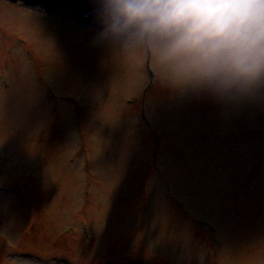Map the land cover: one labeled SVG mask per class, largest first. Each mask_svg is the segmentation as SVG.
Instances as JSON below:
<instances>
[{
    "label": "rangeland",
    "instance_id": "374dc122",
    "mask_svg": "<svg viewBox=\"0 0 264 264\" xmlns=\"http://www.w3.org/2000/svg\"><path fill=\"white\" fill-rule=\"evenodd\" d=\"M99 31L0 1V264H264V95L170 90Z\"/></svg>",
    "mask_w": 264,
    "mask_h": 264
},
{
    "label": "clouds",
    "instance_id": "9594fccd",
    "mask_svg": "<svg viewBox=\"0 0 264 264\" xmlns=\"http://www.w3.org/2000/svg\"><path fill=\"white\" fill-rule=\"evenodd\" d=\"M95 15L97 42L147 55L170 90L264 95V0H97Z\"/></svg>",
    "mask_w": 264,
    "mask_h": 264
},
{
    "label": "water",
    "instance_id": "95a60500",
    "mask_svg": "<svg viewBox=\"0 0 264 264\" xmlns=\"http://www.w3.org/2000/svg\"><path fill=\"white\" fill-rule=\"evenodd\" d=\"M16 1V0H12ZM53 9L63 11L71 15H80L89 11H95L97 0H38Z\"/></svg>",
    "mask_w": 264,
    "mask_h": 264
},
{
    "label": "bare ground",
    "instance_id": "6f19581e",
    "mask_svg": "<svg viewBox=\"0 0 264 264\" xmlns=\"http://www.w3.org/2000/svg\"><path fill=\"white\" fill-rule=\"evenodd\" d=\"M0 1H6V2H9V3H12V4L20 3V4L24 5V6H34V7H37V8L45 9L47 11L54 10L53 7L46 6V5L43 4L42 1H38V0H16V1L0 0ZM85 14L91 17V15H89L88 13H85Z\"/></svg>",
    "mask_w": 264,
    "mask_h": 264
}]
</instances>
